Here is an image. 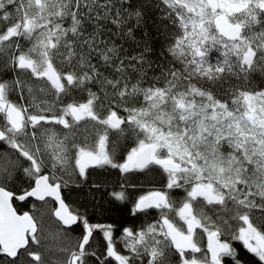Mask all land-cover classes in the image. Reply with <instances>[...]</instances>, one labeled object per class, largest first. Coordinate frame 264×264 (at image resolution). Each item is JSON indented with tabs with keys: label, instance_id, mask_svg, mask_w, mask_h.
Masks as SVG:
<instances>
[{
	"label": "snow or ice",
	"instance_id": "1",
	"mask_svg": "<svg viewBox=\"0 0 264 264\" xmlns=\"http://www.w3.org/2000/svg\"><path fill=\"white\" fill-rule=\"evenodd\" d=\"M87 184L141 222L71 206ZM241 249L264 264V0H0L4 264H246Z\"/></svg>",
	"mask_w": 264,
	"mask_h": 264
},
{
	"label": "trees",
	"instance_id": "2",
	"mask_svg": "<svg viewBox=\"0 0 264 264\" xmlns=\"http://www.w3.org/2000/svg\"><path fill=\"white\" fill-rule=\"evenodd\" d=\"M147 19V29L152 37H153V49L154 55L153 59H166V54L164 57L160 56L162 51L163 45L162 41L160 40L158 34L156 33V19L151 18V14ZM139 34V33H138ZM203 83V82H201ZM259 83V81H257ZM139 179L131 181L132 183H139L142 184L143 187H138L136 189H129L130 191H134L138 194L145 193L149 187L151 186H159L160 185V176L159 170L154 173L153 179L151 182L144 179L142 174H138ZM97 180L105 181L108 186L115 184L118 180H122V177L119 176L115 170L111 171V174H106L102 176H93L91 177V181L95 182ZM19 186V185H18ZM65 195L67 196V202L74 207L80 208L81 211L84 208H87V211L90 215L95 217V222H105V223H115L117 229H119L120 225L123 223H127L128 225L132 224L135 220L134 217L129 215L127 208L121 204L118 206H112L108 203L107 197L102 198L100 193L95 191L91 184L82 185L80 187L70 188L65 191ZM93 196H95V200H93ZM176 196L178 198H182V193L177 192ZM101 204L103 207H101ZM22 210H27L24 208L22 204L18 205ZM145 219H147L145 217ZM137 224H139L140 220H135ZM52 236H49L48 244L53 253L57 251L59 244L61 243L59 237L56 235L55 226L52 229ZM54 236H57L55 238ZM50 237H54V239H50ZM239 247V245H237ZM241 256L244 258L246 264H254V258L249 256L243 249H241ZM7 257L0 256V264H4L7 260Z\"/></svg>",
	"mask_w": 264,
	"mask_h": 264
},
{
	"label": "rangeland",
	"instance_id": "3",
	"mask_svg": "<svg viewBox=\"0 0 264 264\" xmlns=\"http://www.w3.org/2000/svg\"><path fill=\"white\" fill-rule=\"evenodd\" d=\"M52 234H53V233H51V235H50V236H52ZM54 237H55V238H57V236H54ZM54 237H50V239H54Z\"/></svg>",
	"mask_w": 264,
	"mask_h": 264
}]
</instances>
